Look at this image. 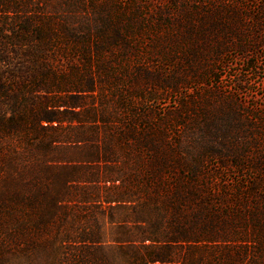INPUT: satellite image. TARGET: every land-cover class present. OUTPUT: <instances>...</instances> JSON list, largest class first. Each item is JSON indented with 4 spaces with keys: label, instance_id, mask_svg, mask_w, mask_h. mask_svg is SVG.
I'll return each instance as SVG.
<instances>
[{
    "label": "trees",
    "instance_id": "1",
    "mask_svg": "<svg viewBox=\"0 0 264 264\" xmlns=\"http://www.w3.org/2000/svg\"><path fill=\"white\" fill-rule=\"evenodd\" d=\"M87 3L0 0V264H183L181 245L224 240L207 223L221 222L216 200L201 186H154L176 148L105 111L107 58L125 39L106 13L80 22ZM89 95L97 105L82 117ZM97 122L100 139L83 127ZM135 177L147 185L125 186Z\"/></svg>",
    "mask_w": 264,
    "mask_h": 264
},
{
    "label": "rangeland",
    "instance_id": "2",
    "mask_svg": "<svg viewBox=\"0 0 264 264\" xmlns=\"http://www.w3.org/2000/svg\"><path fill=\"white\" fill-rule=\"evenodd\" d=\"M87 1L80 22L106 13L125 39L107 58L105 111L137 137L164 133L174 144L173 168L154 186H201L216 200L221 222L207 223L224 240L199 235L176 249L181 262L264 264V0ZM91 97L82 117L97 105ZM83 127L100 139L104 125Z\"/></svg>",
    "mask_w": 264,
    "mask_h": 264
}]
</instances>
